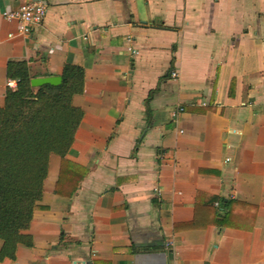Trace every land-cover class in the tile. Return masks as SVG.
Wrapping results in <instances>:
<instances>
[{
  "label": "crops",
  "instance_id": "crops-1",
  "mask_svg": "<svg viewBox=\"0 0 264 264\" xmlns=\"http://www.w3.org/2000/svg\"><path fill=\"white\" fill-rule=\"evenodd\" d=\"M28 1L0 0V107L10 62L75 65L84 116L0 264H264V0H45L26 39Z\"/></svg>",
  "mask_w": 264,
  "mask_h": 264
},
{
  "label": "trees",
  "instance_id": "trees-1",
  "mask_svg": "<svg viewBox=\"0 0 264 264\" xmlns=\"http://www.w3.org/2000/svg\"><path fill=\"white\" fill-rule=\"evenodd\" d=\"M7 76L17 86L7 89L0 107V261L14 259L20 245L33 246L27 233L43 199L50 157L64 161L84 116L73 104L84 92L82 68L66 65L59 86L37 89L24 61L10 62ZM229 204L222 200L220 207Z\"/></svg>",
  "mask_w": 264,
  "mask_h": 264
},
{
  "label": "built area",
  "instance_id": "built-area-1",
  "mask_svg": "<svg viewBox=\"0 0 264 264\" xmlns=\"http://www.w3.org/2000/svg\"><path fill=\"white\" fill-rule=\"evenodd\" d=\"M47 14V6L45 0H31L22 3L17 9L5 11L2 13V17L9 23L15 22L18 25V34L24 38H30L32 31L35 26H39L43 23ZM13 38V34L9 35ZM127 51L136 56L138 51L133 46V40L131 37L126 39ZM173 77H176V72L172 73ZM15 81H9L8 85L10 88H16ZM207 102L203 103V106H207ZM184 111L183 107H179L172 115L174 119L178 117L180 113ZM219 207V203H216ZM172 245V244H171Z\"/></svg>",
  "mask_w": 264,
  "mask_h": 264
},
{
  "label": "water",
  "instance_id": "water-1",
  "mask_svg": "<svg viewBox=\"0 0 264 264\" xmlns=\"http://www.w3.org/2000/svg\"><path fill=\"white\" fill-rule=\"evenodd\" d=\"M62 83V77L36 78L31 80L33 88H40L45 85L59 86Z\"/></svg>",
  "mask_w": 264,
  "mask_h": 264
}]
</instances>
